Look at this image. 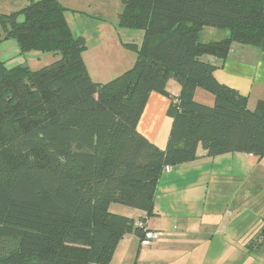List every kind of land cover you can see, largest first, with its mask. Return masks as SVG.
Here are the masks:
<instances>
[{
    "label": "trees",
    "instance_id": "1",
    "mask_svg": "<svg viewBox=\"0 0 264 264\" xmlns=\"http://www.w3.org/2000/svg\"><path fill=\"white\" fill-rule=\"evenodd\" d=\"M120 26L141 32L131 69L94 82L86 43L58 0H27L0 13V44L56 58L39 69L0 61V264H111L127 234L143 239L121 205L153 216L163 170L206 157L264 159V101L218 83L216 68L236 43L264 52V0H121ZM204 28L225 31L200 42ZM169 80L179 94L165 90ZM200 89L212 106L198 103ZM152 93L170 99L164 149L137 130ZM142 220V219H141ZM146 219H143L145 223Z\"/></svg>",
    "mask_w": 264,
    "mask_h": 264
},
{
    "label": "crops",
    "instance_id": "2",
    "mask_svg": "<svg viewBox=\"0 0 264 264\" xmlns=\"http://www.w3.org/2000/svg\"><path fill=\"white\" fill-rule=\"evenodd\" d=\"M26 3L27 0L24 5ZM120 10L119 6L116 11ZM208 29H203L200 39L205 31H209V38H213L216 32ZM111 31L117 33L122 45L139 46L142 41L141 32L117 30L115 26ZM121 31L126 34V39L121 38ZM77 37H82L86 43L82 35ZM1 45H7L3 50L8 53L5 62L8 67L32 64L43 55L37 52L21 55L14 41H6ZM98 46L105 47V43L102 41ZM85 52L83 61L87 72L98 83H105L100 82L99 78L101 71L98 63L101 60H106L104 64L113 68H121L110 78H116L131 69L136 60V54L125 47L118 51L117 59L104 57L98 59V62L87 58ZM203 59L216 66L213 77L218 83L247 98L249 110H253L257 102L264 101V52L253 46L234 43L223 62L214 57ZM165 90L171 96L179 94V86L174 80L167 82ZM194 98L206 106H212L214 101L210 94L199 89L195 91ZM169 106L170 99L152 93L137 124L138 132L160 149H164L167 144L169 133L166 137V124L170 123L171 127ZM198 155L196 161L162 173L153 201L152 217L146 218L145 213L126 207L124 209L127 210L114 205L109 207L110 212L135 221L146 219V229L162 233L161 238L151 245L142 244L133 233L125 235L113 253L111 264H264V198H259L252 205L251 200L245 201V196L229 203L216 204L207 194L202 196L200 189L198 191L209 173L223 172L221 167L216 171L222 161L232 160L235 170L239 169V173L235 174L245 171L248 174L254 166L250 159L254 157L233 154L208 158L200 149ZM253 213L259 217L263 227H256Z\"/></svg>",
    "mask_w": 264,
    "mask_h": 264
},
{
    "label": "rangeland",
    "instance_id": "3",
    "mask_svg": "<svg viewBox=\"0 0 264 264\" xmlns=\"http://www.w3.org/2000/svg\"><path fill=\"white\" fill-rule=\"evenodd\" d=\"M58 1L68 9L65 16L66 22L71 29V32H73L72 35L75 37L82 35L86 39V57L93 59L94 62H98V59L104 57L117 59L118 51L124 49V46L119 41L117 33L111 31L114 26L117 30L122 29L124 31L135 32L120 26L119 18L123 12L121 0ZM24 3L25 0H0V12H3L2 14H9L18 11L24 6ZM119 6L121 10L117 12L116 9ZM213 30L216 32L213 38H209V31H205L200 42L207 43L209 41H220L224 36H227L225 31ZM120 36L122 39H126L127 37L122 31ZM102 41L105 43V47L98 46ZM1 44L0 61L5 63L7 61L8 53L3 49L7 45ZM51 58H53L52 55L43 54L42 57L39 58L40 60H35L32 64L28 63L27 65L33 70H36L39 69L40 65L43 66L49 64L56 59L53 58V60H51ZM104 61L101 60L98 63V68H100L101 71L99 77L101 78L100 82H108L114 79L110 78L112 77L111 75L115 72L117 73V71L121 69L106 65L104 64ZM169 128L170 123L169 125L166 124L164 129L166 137L169 133ZM250 160L253 162L254 166L249 170L248 174H246V171L242 174H235L239 173V169L235 170L234 162L232 160L222 161V163L217 165L216 171L221 167L223 172L209 173L207 180L203 181V184L198 188V191L200 189L202 196L207 194V197L210 200H214L216 204L229 203L244 196L247 197L245 201L251 200V205L254 204L259 198H264V159L259 160L254 157ZM207 165L211 167L209 163ZM242 187L243 190H240ZM114 206H119V208L124 209L121 205ZM252 216L255 217L254 222H256V227L257 225L263 227V223L261 225V220L258 219L259 217L255 213H253Z\"/></svg>",
    "mask_w": 264,
    "mask_h": 264
},
{
    "label": "built area",
    "instance_id": "4",
    "mask_svg": "<svg viewBox=\"0 0 264 264\" xmlns=\"http://www.w3.org/2000/svg\"><path fill=\"white\" fill-rule=\"evenodd\" d=\"M173 97H176V96H173ZM169 171H170V168L168 167H166L163 170V172H166V173ZM135 226L139 229H143L144 231V237L143 239H140V242L144 245H151L157 242L162 236V233L160 231L146 229V223H143V221L141 220L136 221Z\"/></svg>",
    "mask_w": 264,
    "mask_h": 264
}]
</instances>
